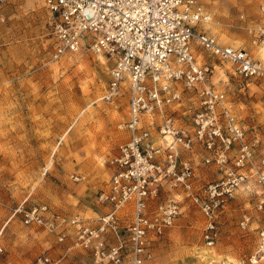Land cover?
<instances>
[{"label": "built area", "instance_id": "built-area-1", "mask_svg": "<svg viewBox=\"0 0 264 264\" xmlns=\"http://www.w3.org/2000/svg\"><path fill=\"white\" fill-rule=\"evenodd\" d=\"M6 1L0 0V6ZM42 2L52 61L80 52L112 60L101 101L113 103L126 95V120L120 127L127 140L107 161L111 175L96 196L101 213L67 216L47 205L24 203L15 208L13 216L23 226L42 229L61 247L56 255L42 252L33 264H144L152 259L154 243L182 214L184 199L204 219L200 237L206 251L199 264H214L209 254L237 192L252 191L260 198L257 210H264V156L255 158V144L247 141L232 102L210 85L213 68L200 64L196 51L229 63L239 79L262 84L264 62L207 34L204 26L212 16L199 0ZM258 18L247 34L250 44L261 49L264 1ZM199 164L213 166L219 178L202 183ZM71 179L80 181L75 175ZM250 223L244 214L238 227L246 230ZM262 260L264 229L257 232L255 251L234 264Z\"/></svg>", "mask_w": 264, "mask_h": 264}, {"label": "rangeland", "instance_id": "rangeland-1", "mask_svg": "<svg viewBox=\"0 0 264 264\" xmlns=\"http://www.w3.org/2000/svg\"><path fill=\"white\" fill-rule=\"evenodd\" d=\"M199 1L212 16L211 27L204 26L207 34L264 62V51L252 46L247 34L264 0ZM0 13V264H33L42 252L56 255L61 247L42 229L23 226L13 216L15 208L39 204L67 216H94L96 196L111 175L107 161L127 140L120 127L127 100L124 95L113 103L101 101L113 67L105 56L80 52L52 61L42 0H7ZM196 58L213 68L210 85L232 102L247 141L255 144V158L264 156V84L239 79L229 63L199 49ZM196 174L202 183L219 178L213 166L199 164ZM259 200L252 191L237 192L209 254L214 264H234L255 251L257 232L264 229ZM182 206L144 264H199L206 251L200 237L204 219L187 200ZM244 214L251 223L241 230L238 221Z\"/></svg>", "mask_w": 264, "mask_h": 264}, {"label": "bare ground", "instance_id": "bare-ground-1", "mask_svg": "<svg viewBox=\"0 0 264 264\" xmlns=\"http://www.w3.org/2000/svg\"><path fill=\"white\" fill-rule=\"evenodd\" d=\"M213 23L212 22H210L209 24H207V25H205V27H211V25H212ZM206 30H208V29H206ZM209 31V30H208ZM212 35V34H211ZM238 48V47H237ZM260 51H264V48H261L260 49ZM261 58L264 60V52H262V54H261ZM262 62V61H261ZM218 261V260H217Z\"/></svg>", "mask_w": 264, "mask_h": 264}, {"label": "crops", "instance_id": "crops-1", "mask_svg": "<svg viewBox=\"0 0 264 264\" xmlns=\"http://www.w3.org/2000/svg\"><path fill=\"white\" fill-rule=\"evenodd\" d=\"M93 211V213H94V215L95 214H97V213H101L102 212V209L100 208H97V209H95V211L94 210H92Z\"/></svg>", "mask_w": 264, "mask_h": 264}]
</instances>
